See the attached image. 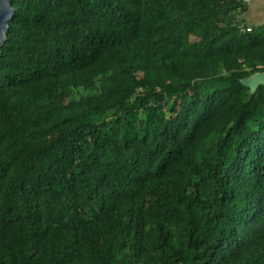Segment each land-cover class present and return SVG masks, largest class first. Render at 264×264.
Here are the masks:
<instances>
[{
    "label": "trees",
    "instance_id": "16d2710c",
    "mask_svg": "<svg viewBox=\"0 0 264 264\" xmlns=\"http://www.w3.org/2000/svg\"><path fill=\"white\" fill-rule=\"evenodd\" d=\"M0 45V264H264V23L245 0H13ZM237 60L236 63H233Z\"/></svg>",
    "mask_w": 264,
    "mask_h": 264
},
{
    "label": "water",
    "instance_id": "95a60500",
    "mask_svg": "<svg viewBox=\"0 0 264 264\" xmlns=\"http://www.w3.org/2000/svg\"><path fill=\"white\" fill-rule=\"evenodd\" d=\"M15 14L13 0H0V45L7 38V33L10 27V20ZM245 85L250 86L251 91H255L259 84H264V71H259L251 76L242 78Z\"/></svg>",
    "mask_w": 264,
    "mask_h": 264
},
{
    "label": "rangeland",
    "instance_id": "374dc122",
    "mask_svg": "<svg viewBox=\"0 0 264 264\" xmlns=\"http://www.w3.org/2000/svg\"><path fill=\"white\" fill-rule=\"evenodd\" d=\"M247 3H248V10L242 15L243 20H245L246 23H264V0H247ZM236 62L237 60L233 61V63H236ZM259 66L263 67L262 70L260 71H264V64H261ZM242 78H241V81H242Z\"/></svg>",
    "mask_w": 264,
    "mask_h": 264
},
{
    "label": "built area",
    "instance_id": "2783aa9c",
    "mask_svg": "<svg viewBox=\"0 0 264 264\" xmlns=\"http://www.w3.org/2000/svg\"><path fill=\"white\" fill-rule=\"evenodd\" d=\"M245 1H247V0H245Z\"/></svg>",
    "mask_w": 264,
    "mask_h": 264
}]
</instances>
